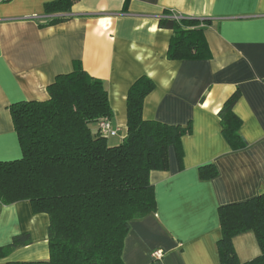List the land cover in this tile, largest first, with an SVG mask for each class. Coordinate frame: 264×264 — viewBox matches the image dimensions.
<instances>
[{"label": "crops", "instance_id": "obj_1", "mask_svg": "<svg viewBox=\"0 0 264 264\" xmlns=\"http://www.w3.org/2000/svg\"><path fill=\"white\" fill-rule=\"evenodd\" d=\"M51 1H0V161L22 154L10 105L48 98L47 85L72 71L75 61L103 81L114 136L121 138L128 89L146 75L155 87L144 98L143 117L189 125V131L178 147H168L167 168L150 172L156 210L131 222L123 261L220 264L218 208L264 192V0H77L67 20L48 24L44 6ZM166 15L206 20L210 55L168 58L172 32L158 25ZM235 92L232 109L245 140L236 148L219 117ZM204 165L216 174L202 178ZM48 224L47 214L33 212L28 200L2 205L0 247L20 233L31 242L0 264L47 259ZM232 245L240 262L260 254L252 230L233 236ZM155 249L163 251L159 259L150 255Z\"/></svg>", "mask_w": 264, "mask_h": 264}, {"label": "trees", "instance_id": "obj_2", "mask_svg": "<svg viewBox=\"0 0 264 264\" xmlns=\"http://www.w3.org/2000/svg\"><path fill=\"white\" fill-rule=\"evenodd\" d=\"M76 1L47 2V23L67 20ZM205 23L191 17H161L158 25L172 32L168 58H207ZM154 87L146 75L129 87L125 135L117 144H109L110 135L98 127L101 119L111 121L113 116L104 83L79 61L47 85L48 98L10 105L22 154L0 161V207L28 200L33 212L47 214L49 257L6 264H125L122 253L131 222L156 210L150 172L167 168L168 147H178L189 131V125L143 117L144 98ZM237 98L235 92L219 111L221 131L234 148L245 144L232 109ZM215 174L212 165L200 167L204 179ZM218 215L220 264H264V192L222 205ZM247 230L255 233L260 254L240 262L232 238ZM30 242L28 233L14 235L0 247V258Z\"/></svg>", "mask_w": 264, "mask_h": 264}, {"label": "built area", "instance_id": "obj_3", "mask_svg": "<svg viewBox=\"0 0 264 264\" xmlns=\"http://www.w3.org/2000/svg\"><path fill=\"white\" fill-rule=\"evenodd\" d=\"M0 1H4V0H0ZM98 127L101 133L105 135L112 136L117 134V129L112 127L111 121H109L108 119H101L98 123ZM162 254H163L162 249H155L151 252L150 255L154 259H159L162 256Z\"/></svg>", "mask_w": 264, "mask_h": 264}, {"label": "rangeland", "instance_id": "obj_4", "mask_svg": "<svg viewBox=\"0 0 264 264\" xmlns=\"http://www.w3.org/2000/svg\"><path fill=\"white\" fill-rule=\"evenodd\" d=\"M120 139H121V135L110 136V137H108V142H109V144H117L118 142H120Z\"/></svg>", "mask_w": 264, "mask_h": 264}]
</instances>
